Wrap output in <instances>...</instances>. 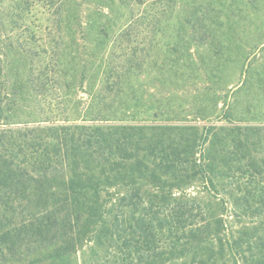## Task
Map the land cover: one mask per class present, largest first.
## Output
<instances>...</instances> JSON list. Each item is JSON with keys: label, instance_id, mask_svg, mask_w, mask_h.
I'll use <instances>...</instances> for the list:
<instances>
[{"label": "rangeland", "instance_id": "374dc122", "mask_svg": "<svg viewBox=\"0 0 264 264\" xmlns=\"http://www.w3.org/2000/svg\"><path fill=\"white\" fill-rule=\"evenodd\" d=\"M101 1L0 0V80L12 83L0 93H17L4 104L12 118L0 124V137L10 129L38 132L54 124L67 138L62 155L48 154L59 161L64 156L66 163H52L49 176L66 172L68 157L82 147L89 150V162L102 165L98 174L106 168L111 185L89 203L101 210L94 209L102 214V243L82 262L143 264L137 225L145 220L143 209L160 203L168 205L161 215L167 222L192 224L178 231L188 236L184 243L194 234L197 241L210 237L200 241L202 247L207 254L219 251L221 231L216 237L210 209L225 223L228 237L244 234L254 252L264 235V0ZM112 16L116 25H106ZM82 47L89 62L112 72L108 83L96 77L81 84L76 65ZM91 94L106 116L102 122L78 117ZM48 118L52 123L40 122ZM81 125L91 126V135L76 128ZM79 136L84 145L92 136L94 143L82 146ZM247 141L255 143L253 149ZM86 165L76 161L72 170L83 181L90 172ZM141 173L161 179L165 189L172 186V201L162 200L158 179L148 186L138 181ZM131 175L136 182L125 187L121 180ZM181 196L193 210L175 218L170 212ZM49 204L53 212L61 201ZM12 213L9 221L23 223ZM1 214L0 236L14 227ZM78 216L81 222L89 217ZM195 228L198 234H189ZM34 246L22 244L13 256L5 251L10 257L0 264H20Z\"/></svg>", "mask_w": 264, "mask_h": 264}, {"label": "trees", "instance_id": "16d2710c", "mask_svg": "<svg viewBox=\"0 0 264 264\" xmlns=\"http://www.w3.org/2000/svg\"><path fill=\"white\" fill-rule=\"evenodd\" d=\"M84 1L88 0H80L82 4ZM96 2L102 4L101 0H96ZM161 14L163 15V12ZM113 17L114 19H112ZM116 23L117 19L112 16L107 19L106 25L115 26ZM200 25L201 28L204 27L202 23ZM82 27L81 22L78 23V29ZM98 45V42L95 43L96 48ZM79 54L82 59H79L76 68L81 84L84 81L88 84L94 81L96 77V81L101 80L108 83L112 78V72H105V69L99 70L101 65L96 64V61L89 62L92 57L87 47L80 48ZM11 85L12 83L7 79L0 80V88L2 90L4 88V91ZM106 89L109 90L107 84ZM16 94L13 90L11 93H0V124L4 121H10L12 118L10 114H4V104L14 101L11 96L14 97ZM93 97L94 94H91L88 107L83 112H81L82 110L78 111L80 113L78 117L84 118L85 121L102 122L106 116L102 112L103 110L100 111L95 108ZM84 101L86 100L82 98L78 103H84ZM50 121L48 118V120L40 122ZM56 126L53 124L47 129L41 128L38 132L28 128L10 129L7 134L0 137V211L7 212L6 216L1 212L0 214L5 216L4 223L14 226L11 232L9 230L3 231L0 236V258L4 263L8 261L7 257L14 255L18 246L21 247L22 244H26L28 246L35 245L34 251L29 252L28 249L20 264H87L81 261L82 256L87 252H90L91 255L97 254L98 247L102 243L104 225L101 221L102 214H97L98 212L101 213V210H98L95 205L89 206V203L92 197L96 199L100 192L107 191V185H111L109 175L105 172L104 166L101 167L100 173H97L98 168L102 165L99 164L96 168L92 162H89L87 157L89 150L82 147L74 150L73 157H68L66 172L62 168L61 175L49 176L47 171L54 164L59 166L62 161L64 163L62 165L66 163L64 156L61 158L62 161H59L58 157L53 159L56 156L52 158L48 154L52 151L55 155H62V141L67 138L64 129ZM76 128L86 133L87 136L91 135V126L81 125ZM95 132L97 131L95 130ZM92 137L86 138V147L94 143L91 140ZM81 140L79 136L77 141ZM82 142L83 140L81 141L82 146H85ZM252 145L255 143L247 141V149H253ZM76 161L78 163L86 162V169L90 171L84 173V181L78 173L72 172ZM31 165L34 169L33 172L28 168ZM31 172L34 175H30ZM64 174L68 179H64ZM155 179H158L156 186H159L162 200L172 201L171 198L174 196L169 194L172 190L169 188L172 186H166V191L164 186L166 183L162 184V180L153 174L149 173V178H147L145 173H141L138 181H143L145 182L143 185L148 186ZM121 181L122 183L127 181L126 184L124 183L127 187L135 183L136 179L134 175H131ZM103 182H105L104 186L102 185ZM179 199L184 201V196ZM55 200H60L61 204L53 206V212L49 208L47 210L45 206L50 207L49 203ZM180 200L175 201L176 203L173 202L175 205L170 212L172 216L175 215V218L193 210L192 206H189L185 201L187 205L182 201L179 202ZM73 205L75 208L72 207ZM167 207V203H160L158 208L150 206L143 209L145 220L140 222L142 224L137 225L140 232V242L144 247L143 264H264V240H261L264 239V235L257 239V245L255 244V250L252 252L251 241L245 239L244 234L241 235L240 239L234 238L231 233L228 237V234L224 233L225 223L223 220L214 216L209 209L206 211L209 212L211 219L213 218L212 228L216 232L215 236L218 237L221 231V244L219 242V251L207 254L208 249L205 246L202 247L200 241L208 242L210 237L197 241L194 233L198 234V228H195L189 232V234H194L190 235L191 241L184 243L188 236L178 234V231L185 225L186 227L193 226L190 222H182L180 218L175 223L167 222L164 216L161 217L165 214ZM94 209H97L98 212H95ZM17 210L18 213H16ZM249 210L250 208L247 209V211ZM12 211L14 212L13 216H21L23 223L13 224L7 219L8 215L11 217L13 214ZM80 213L83 218L89 216L86 218L88 220L81 222L78 216ZM90 219L96 220L89 222ZM26 221L31 223L25 226L23 224ZM0 225L2 226L3 223ZM202 228L200 226L199 230L201 231ZM166 234L168 235L165 236ZM172 234L176 235V239L170 238ZM8 240L11 241V245L7 247L5 242ZM14 247L15 250L13 251ZM5 251L10 256L5 254ZM197 260L199 261L197 262Z\"/></svg>", "mask_w": 264, "mask_h": 264}]
</instances>
